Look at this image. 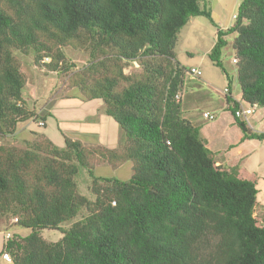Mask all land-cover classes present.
<instances>
[{"label":"trees","instance_id":"obj_1","mask_svg":"<svg viewBox=\"0 0 264 264\" xmlns=\"http://www.w3.org/2000/svg\"><path fill=\"white\" fill-rule=\"evenodd\" d=\"M203 1L0 0V134L39 115L25 107L15 50L32 49L36 63L68 71L61 47L74 40L91 47V60L72 87L102 99L124 131L113 148L66 135L64 146L46 135L26 148L0 145V214L29 229L3 245L14 264H264L256 177L220 164L181 102L190 68L174 49L191 16L214 23ZM233 33L241 99L264 107V0H241L234 24L218 28L209 57L226 76L221 55ZM137 61L140 73H124ZM230 85L226 102L243 139L264 140V131L235 116L241 103ZM94 152L113 168L131 161V177L95 175ZM80 167L92 178L94 201L78 189ZM83 208L86 215L63 226ZM44 229L62 236L47 240Z\"/></svg>","mask_w":264,"mask_h":264},{"label":"rangeland","instance_id":"obj_2","mask_svg":"<svg viewBox=\"0 0 264 264\" xmlns=\"http://www.w3.org/2000/svg\"><path fill=\"white\" fill-rule=\"evenodd\" d=\"M240 1L241 0H204L202 6H206L207 9L211 11L214 23L203 15L191 16L187 24L179 31L178 40L174 49L176 57L181 62L189 66L194 65L202 71L200 76L190 72L186 73L182 89L184 94V107L190 109L189 112L192 113L191 117L193 119L200 117L206 110L216 111L217 116L221 117L219 123L209 119L204 121L205 124H208V132L216 131L218 129L217 125L230 127V125L233 124V116L226 109L224 88L227 77L220 67L213 64L209 57V52L217 39V24L224 27L229 25L232 21L235 22ZM234 38L235 33L226 36L228 43L223 49L221 60L229 76L233 79V96L237 99H241V87L236 76L237 62H233ZM61 48L66 55V64H70V70L68 71H51L40 63H36V52L32 49L26 53L15 50V56L19 60L21 70L24 72L27 79L23 94L25 107L28 110L35 111L39 115L29 121L18 123L16 131L12 134H0V145L19 149L26 148L28 146L27 140L40 141L44 138V135H51L50 137L54 139L56 143L62 144L63 135L60 133L62 128L75 129L79 127L84 129L88 126L87 121L84 123L79 122L78 124H71L75 121L61 120L56 113H63L65 109L64 106L69 105L70 107L79 105L80 100L72 97L77 98V96L80 95V91L77 87H72V83L82 74L85 70V66L90 62L91 47L89 45H80L74 40ZM141 71L142 69L138 61L134 64H128L124 69V73L126 74H136ZM64 95L69 97V99L61 98ZM55 97L59 99L58 102L52 100ZM55 103H57V111L55 110V112L53 111L50 113V107ZM244 106L247 107L249 104L244 103ZM70 109L72 108H69V110ZM79 113V110L73 112V114ZM39 116L46 117L47 125L45 127L39 124L41 120ZM93 118L97 119L98 125H102L98 115ZM247 123L248 126L250 127L251 125L255 131H264V107L256 106L255 112L248 116ZM225 131H229V134L232 136L235 134L234 128L232 129V127ZM91 146L94 147V145ZM100 158V154L94 152L92 154V159H90L91 162L96 161L95 168L93 169L95 175L115 177L122 180L131 177L133 173L131 161L130 166L127 163L116 169L111 167L108 162L97 161ZM76 181L80 193L94 201L96 199V194L92 190V178L86 168L80 167L79 173L76 176ZM87 213L88 210L83 208L73 220L64 223L63 226L69 227L74 221L80 219ZM17 220L18 218L15 216L0 214V228L6 229L8 232L12 233L13 230L20 228L16 224ZM26 231L29 232V229ZM42 235L47 240L52 241L58 240L62 236L60 231L52 229L42 230ZM1 264L14 263L3 260Z\"/></svg>","mask_w":264,"mask_h":264},{"label":"crops","instance_id":"obj_3","mask_svg":"<svg viewBox=\"0 0 264 264\" xmlns=\"http://www.w3.org/2000/svg\"><path fill=\"white\" fill-rule=\"evenodd\" d=\"M233 24L234 22L232 21L229 25H226L224 27L217 24V27L226 29L232 26ZM182 63L186 65V63L184 62ZM186 66L188 68L196 67L194 65L192 66L186 65ZM236 76H237V69H236ZM226 77H227L226 78L227 82L225 83V87L227 86L228 80L230 79L231 81L230 90H231L232 97L240 101V103L244 105L245 102H243L242 99H237L233 96V87H232L233 79H231L229 74ZM55 98H53L52 100L54 101L56 100V102H58L59 99L58 98L55 99ZM61 98L69 99V97H67L66 95L62 96ZM72 98L79 99L80 100L79 105L78 106L73 105L70 107L69 105L64 106L65 107L64 112L56 113V114H58V117L61 120L62 119H65L66 121L74 120L75 122H72L71 124H74V123L78 124L79 122L84 123L85 121H87L88 126H86V128L84 129L79 128V127H76L79 129L62 128V130L60 131V133L63 135L62 144L56 143L54 139L50 137L51 135H46V136L49 137L54 143H56L59 146H64L65 135H66L72 138H78L85 145H89V146L103 145L109 148L120 147L122 144L123 138H124V131L119 125V123L113 117L107 115L104 112L105 103L103 102V100L99 98L88 100V99L83 98L81 94L78 95L77 98L75 97H72ZM183 100H184V94L182 92L181 102L184 107ZM56 105L57 103H55L52 107H50V113H52L53 111L55 112V110L57 111ZM69 108H72V109L69 110ZM187 108H190V107H187ZM226 109L233 116L232 112L228 109L227 102H226ZM75 110H79L80 113L73 114ZM184 110L186 112V116L193 123H195L196 125L200 127L201 136L206 142V145L212 151L215 152L217 161L220 164H223L226 166H239L240 168L247 171L249 174L254 175L256 177L257 182H258L257 186L259 189L258 205H257L256 213L258 214V216L264 218V140H260L256 138L243 139V132L240 129V127L237 125V123L235 122L234 116L232 120L233 124L230 125L232 129L234 128V132H235L234 136L230 135L229 131H225L230 128L228 126L225 127V126L217 125L218 129L216 131L208 132L207 131L208 124L204 123V121H206L207 118H205L203 114L205 112L215 113L216 118L214 119V122L219 123V121L221 120V117L217 116L216 111L206 110L203 112V114L200 117L193 119L191 117L192 113L189 112L190 109H186L184 107ZM97 115L102 125H98L97 119L93 118L94 116H97ZM46 125H47V122L45 121V126ZM250 127L253 131H255L251 125ZM127 163L129 166L131 165L129 161L123 164H127ZM123 164L118 166L116 169L121 167ZM26 230H27L26 228H18V229L13 230V232L15 231V232H19L22 234L29 233ZM7 233H8V230L0 228V264H1V261L3 260L6 262H12V261H7L6 259H4L1 253L3 245L6 242Z\"/></svg>","mask_w":264,"mask_h":264},{"label":"built area","instance_id":"obj_4","mask_svg":"<svg viewBox=\"0 0 264 264\" xmlns=\"http://www.w3.org/2000/svg\"><path fill=\"white\" fill-rule=\"evenodd\" d=\"M46 61H49L50 58H46L45 59ZM233 62L236 63L237 62V59L236 58H233ZM190 72L192 74H195V75H198L200 76L202 74V71L200 68H196V67H191L190 68ZM225 90V94H227L228 92V89L227 87L224 88ZM257 105H250L245 107L244 105H240L236 110H235V116L239 117V118H242L243 120H245L247 122V119H248V116L253 114L255 112V107ZM203 116L209 120H214L216 118V115L214 113H211V112H205L203 114ZM40 125H44V121L40 120L39 122ZM11 236V233L8 232L6 234V240ZM2 257L4 259H6L7 261H12V257L10 255V253L8 251H5L3 254H2Z\"/></svg>","mask_w":264,"mask_h":264}]
</instances>
